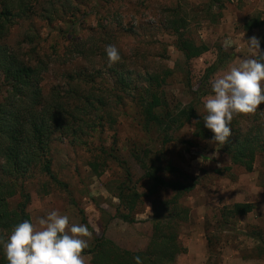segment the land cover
Segmentation results:
<instances>
[{
	"label": "rangeland",
	"instance_id": "374dc122",
	"mask_svg": "<svg viewBox=\"0 0 264 264\" xmlns=\"http://www.w3.org/2000/svg\"><path fill=\"white\" fill-rule=\"evenodd\" d=\"M27 1L0 0V12L8 14L1 24L0 52L7 67L18 62L36 69L45 96L56 89L62 92V124L70 128H57L52 135L48 157L55 179L32 168L18 181L23 196L8 198L11 210L20 214V205L29 196L25 214L37 227L38 218L56 210L69 215L70 223L88 226L89 248L96 238H107L123 249L144 251L153 232L151 202L141 196L135 223L111 218L119 207L118 187L129 173L143 195L152 185L144 178L148 170L153 165H172L198 182L183 200L190 216L180 228L185 252L176 264H264V244L250 236L260 233L264 238V156L257 157L248 173L233 166L212 139L197 137L195 120L182 129L175 122L185 117L192 100L197 101L186 87V72L190 71L194 91L216 60L217 47L234 56L212 75L205 87L210 95L217 75L242 58H255L246 41L259 38L264 51V25L245 27L257 15L264 22V0H222V7L211 9V0ZM174 12L177 19L186 18L188 39L210 47L189 64L176 49L177 37L169 28ZM107 45H116L121 55L111 66ZM4 70L0 65V103L9 96ZM165 71L169 74L163 77ZM155 74L160 85L154 81ZM72 88L82 94L69 102L67 92ZM150 91L167 105L159 113L172 118L150 127L148 133L141 104ZM87 96L101 98L102 111L87 108L83 102ZM205 98L197 105L198 116L206 113ZM6 181L10 179L0 171V183ZM170 196L162 188L157 193L162 199ZM246 202L255 207L246 217L223 215L224 208ZM84 255L85 264H91L92 255Z\"/></svg>",
	"mask_w": 264,
	"mask_h": 264
},
{
	"label": "trees",
	"instance_id": "16d2710c",
	"mask_svg": "<svg viewBox=\"0 0 264 264\" xmlns=\"http://www.w3.org/2000/svg\"><path fill=\"white\" fill-rule=\"evenodd\" d=\"M220 2L223 1L211 0V4L208 5L209 9L212 5H216L218 8L222 7ZM20 4L22 9L25 2ZM27 5L28 3H26ZM5 16L8 17V14L0 12V30L3 29L1 24H3ZM261 25H264V22L257 15L256 18L247 21L245 27L247 30H252ZM187 26L186 18L177 19V12H174L169 21V28L177 37L176 49L189 64L192 60L208 53L210 47L204 43L196 44L193 40L188 39L186 36ZM216 51V60L206 68L200 84L194 91L190 71L186 72L184 77L186 87L193 96H196L197 101L190 102V109L184 118L175 119L177 129H182L195 120V135L202 139H212L213 133L204 127L203 118L207 113L204 116H198L197 105L202 98L210 95L205 87L209 84L212 75L234 56L233 53L227 52L221 46L217 47ZM0 65L5 66L4 72L6 78L9 79V96L4 103H0V171L4 178L10 179L8 182L0 183V240L6 241L7 238L4 237L6 232L11 231L14 226L25 220L29 221L28 214H25V208L30 202V197L25 196V203L20 205L21 213L17 214V211L11 210L8 198L16 196L17 193L23 196V186H18V181L26 176L32 168H38L44 174L55 179L51 160L48 157L50 143L53 140L52 135L57 128L68 130L70 127L66 123L62 124L65 109L59 101V99L62 100V92L59 89L52 90L51 96H45L39 85L38 71L29 66H22L18 62L12 63V67H10V62L7 67L5 57L1 52ZM168 74L165 71L163 77ZM153 77L156 85H160L158 74ZM81 94V91L72 88L67 92V99L70 102L71 98H76L73 96L79 95L78 98H80ZM78 98L77 100H79ZM92 98L93 96L85 97L84 105L91 111H102L100 106L104 101L101 98ZM164 104L153 91H150L147 99L142 102V118L147 132L150 127L171 120V115L159 113L158 109L167 106ZM39 106L40 108H38ZM260 107L264 109V105ZM75 112L80 113L78 109ZM72 116L75 118L74 115ZM231 127L232 135L228 143L219 145L228 155L233 166L241 167L250 173L254 169L257 157L264 156V111L258 109L254 114L234 116ZM185 144L193 146L191 143ZM187 150L189 149L187 148ZM115 159L117 158L115 157ZM92 167L95 171L98 169L95 164ZM164 174L170 175L172 178L167 180L163 177ZM127 175L128 179L118 187L116 197L119 200V207L111 218H119L129 224L135 223V215L141 212L138 206L141 196L149 198L153 209L150 219L153 232L146 250L130 251L117 246L107 238H96L94 246L85 250L84 254L92 255L91 264H136V257L141 258L142 264H176L178 256L185 252L179 241L180 228L190 216L189 208L184 205L183 200L197 187V180L172 165L164 167L153 165L144 175V178L152 185L142 195L131 181V175L129 173ZM161 188L169 190L171 196L166 199L158 198L157 193ZM254 208V205L249 202L238 203L232 209L224 208L223 215L246 217L253 212ZM102 213H106V211L102 209ZM250 236L258 238L264 244V238L260 233ZM0 264H8L2 244H0Z\"/></svg>",
	"mask_w": 264,
	"mask_h": 264
},
{
	"label": "clouds",
	"instance_id": "9594fccd",
	"mask_svg": "<svg viewBox=\"0 0 264 264\" xmlns=\"http://www.w3.org/2000/svg\"><path fill=\"white\" fill-rule=\"evenodd\" d=\"M255 58H242L211 82L212 94L205 98L204 127L212 141L224 145L232 135L234 116L254 114L264 105V51L255 36L246 41ZM109 66L121 60L116 45H107ZM25 220L12 229L6 241L0 240L8 264H85L92 232L85 224L70 223L67 214L53 210L37 219ZM136 264H142L140 257Z\"/></svg>",
	"mask_w": 264,
	"mask_h": 264
}]
</instances>
